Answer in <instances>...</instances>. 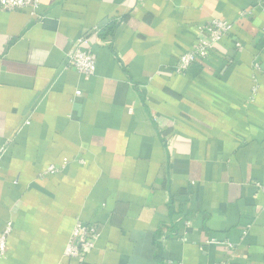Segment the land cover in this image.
<instances>
[{"label": "crops", "instance_id": "crops-1", "mask_svg": "<svg viewBox=\"0 0 264 264\" xmlns=\"http://www.w3.org/2000/svg\"><path fill=\"white\" fill-rule=\"evenodd\" d=\"M258 1L0 10V233L12 225L0 264H264ZM215 20L232 34L177 74ZM95 29L86 76L67 55ZM78 222L100 235L71 259Z\"/></svg>", "mask_w": 264, "mask_h": 264}, {"label": "built area", "instance_id": "built-area-1", "mask_svg": "<svg viewBox=\"0 0 264 264\" xmlns=\"http://www.w3.org/2000/svg\"><path fill=\"white\" fill-rule=\"evenodd\" d=\"M41 6V0H0V10L3 11L22 9L28 10L32 15H35ZM257 8L264 11V0L258 1ZM233 29V23L221 20H215L204 27H200L199 31L201 38H199L194 49L180 58L176 67L177 74H184L188 72L192 65L198 60L207 59L215 45L229 37ZM98 32L99 29H95L91 34L84 35L73 43V48L67 55L68 67L86 76H94L96 74V60L94 53L90 49V41L92 36H96ZM261 33L264 36V27ZM237 47L239 49L242 48L240 43L237 44ZM253 68L256 72H261V65L259 62H256ZM256 92L257 89L255 88L254 94H256ZM76 95L80 96L81 92H77ZM65 164H67V162ZM57 171L58 169L56 167H50L47 173L50 174ZM257 187L264 193V186L257 185ZM11 232L12 225L9 223L5 226L3 232L0 233V261L6 257L8 238ZM99 235L97 227L78 222L74 227L71 241L65 251V256L71 259H80L83 254L95 248V243Z\"/></svg>", "mask_w": 264, "mask_h": 264}]
</instances>
